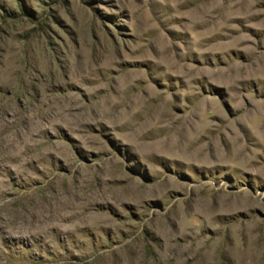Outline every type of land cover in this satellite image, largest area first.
Here are the masks:
<instances>
[{
  "label": "rangeland",
  "instance_id": "1",
  "mask_svg": "<svg viewBox=\"0 0 264 264\" xmlns=\"http://www.w3.org/2000/svg\"><path fill=\"white\" fill-rule=\"evenodd\" d=\"M223 1L0 0V264H264V0Z\"/></svg>",
  "mask_w": 264,
  "mask_h": 264
},
{
  "label": "bare ground",
  "instance_id": "2",
  "mask_svg": "<svg viewBox=\"0 0 264 264\" xmlns=\"http://www.w3.org/2000/svg\"><path fill=\"white\" fill-rule=\"evenodd\" d=\"M236 2V1H235ZM223 4H225V6L223 5L224 9H226L227 13L225 14L226 15V18L228 19L229 22H232V21H235L236 19H239V21H244L245 22H249L250 20V16H246L245 18L243 17H239L237 15L239 10L236 9L235 11L233 10L232 7H234V1L233 0H224L223 1ZM248 5V4H247ZM238 8V7H237ZM233 10V11H232ZM245 12V11H244ZM210 13H212V11H210ZM237 14V15H236ZM218 15V14H217ZM253 15V14H252ZM250 17V18H249Z\"/></svg>",
  "mask_w": 264,
  "mask_h": 264
}]
</instances>
